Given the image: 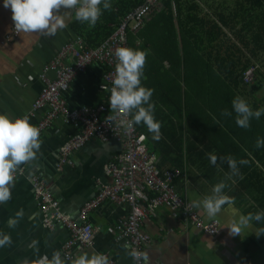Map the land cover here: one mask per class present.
Masks as SVG:
<instances>
[{"label": "crops", "instance_id": "obj_1", "mask_svg": "<svg viewBox=\"0 0 264 264\" xmlns=\"http://www.w3.org/2000/svg\"><path fill=\"white\" fill-rule=\"evenodd\" d=\"M112 1L118 2L111 0V3ZM230 1L233 2L219 0L218 5L225 6ZM11 17V10L5 8L3 0H0V114H7L12 119L27 116L29 122L36 126L46 115L45 110L32 113L33 105L44 88V68L63 45L77 41L84 44V38L81 37V31L74 30L77 21L74 14H70L66 17L67 26L58 30L55 35L18 34L6 40L13 31ZM105 17L106 14H102L96 25H101ZM87 28L91 27L86 23L81 25V30ZM130 40L136 49L145 50L142 49L145 40L134 37ZM150 54L149 52L144 76L152 73L153 83L147 85V88L154 89L151 101L155 107H162L165 112L162 114L156 111L157 117L155 114L154 116L160 124L163 118L170 117L166 119V130L171 129L174 132L170 112L175 110L176 106L169 103H177V100L176 95L167 96L168 87L174 84L172 79L166 77L168 74L171 76V73L174 77L175 74L167 62L164 64L168 73L161 71L155 57ZM104 70L103 66L91 65L85 73L74 79L64 96L71 109L94 108L106 101L107 94L101 89ZM47 76L53 78L55 74L49 72ZM147 80L148 78L144 79L146 84ZM186 90L187 86L184 84L180 91L183 94H178L181 100L185 97ZM163 103L168 105L170 110ZM186 108L185 104L178 105V109L187 113ZM174 122L177 132L174 137L178 142L171 141L170 135L173 133L169 132L167 145L172 144L176 149L172 152L157 150L155 154L161 169L176 168L182 172V176L176 181V189L189 203L193 199L209 195L212 187L225 178L229 168L226 160L222 162L220 157L231 155L237 161L249 158L257 165L258 158L264 157V152L256 147L257 141L253 135L256 132H253L251 120L247 129L248 135L238 139L243 144L236 143L237 147L225 146L226 140L218 141V130H221L222 126L211 130L213 134L209 133L210 136L206 137L196 133L197 131L187 132L185 115L180 121L175 119ZM166 130L164 131L163 126L160 128V132L166 133ZM79 132V127L65 125L61 120H56L40 137L42 145L36 158L21 165L22 173L16 175L14 186L11 188V199L0 204V233L11 237V244L0 246V264H24L25 261L33 264L39 257L47 255L51 258L56 250L61 252L62 258H66L63 246L70 238L71 232L60 224H56L53 230L44 227L43 213L31 182L33 178L44 181L53 198L59 202L62 213L74 220L78 219L82 207L98 196L102 186L111 183L112 179L105 173V167L122 151V145L114 140L105 143L90 140L72 154V164H60L62 146ZM213 136L216 139L212 138ZM219 142L224 146H220ZM182 147L186 148L183 152ZM209 153L217 156L216 165L210 163ZM184 160L189 162L184 164ZM239 167L241 173L243 170L252 172L254 169L249 162ZM243 178L234 177L227 181L229 187L225 189V193L233 197L235 202L225 205L215 219H209L202 209H195L205 222H219V233L215 237L184 222L180 213H174L165 207L159 208L157 216L150 217L142 226L153 239L147 248L148 264H264V235H255L259 228L264 227V220H253L251 227L245 229L241 236H230L225 227L240 215L264 211V194L258 191L261 186L264 187V182L261 186L256 182L259 179L257 174H253L248 181ZM129 211L127 207L107 202L90 213L89 221L95 229L93 243L86 247H75L73 256L77 254L78 249L89 254L102 252L112 258L115 264H132V257L128 255L129 249L118 239L120 222L125 220ZM18 212L22 215L17 216ZM10 221H16L14 227H9Z\"/></svg>", "mask_w": 264, "mask_h": 264}, {"label": "trees", "instance_id": "obj_2", "mask_svg": "<svg viewBox=\"0 0 264 264\" xmlns=\"http://www.w3.org/2000/svg\"><path fill=\"white\" fill-rule=\"evenodd\" d=\"M218 1L164 0L162 9L152 15L146 29L138 36L131 35L129 38V45L133 37L145 40L142 49L148 50L151 57L154 55L160 70L168 73L164 64L167 62L175 74L174 77L172 73L171 76L168 74L166 78H174L182 88L186 84L187 90L191 91L189 96L184 94L185 97L183 95L181 100L178 96L181 90L176 88L177 93L172 85L168 87L167 96L176 95L177 100V103L167 101L171 106H176L170 112L174 132L166 130V119L170 117L161 120L166 133L161 132V139L158 141L152 138L153 134L143 124L135 126L139 133L147 135L148 145L153 153L157 150L172 152L176 149L172 144L167 145V133H173L170 135L171 141L178 142L174 137L177 135L174 120L182 119L184 111L178 109V105L182 104L180 101L184 103L186 100L184 104L187 106L188 97L195 104L192 103V108H186L187 113L184 112L187 132L204 130L206 133L203 135L208 137L209 131L222 126L218 130L220 133L217 139L226 140L225 146L237 147L236 143L243 144L238 139L248 135V128H241L235 122L236 113L232 108V100L240 96L253 110L264 107V0H233L225 6H219ZM112 2V11H103L106 17L101 25L81 30L83 23H75L74 30L81 31V37L85 39H82L84 49H94L103 44L115 33L125 17L137 7L145 5L147 0ZM131 48L136 49L134 43ZM252 66L257 67L256 73L254 82L248 85L241 78ZM151 76L152 73L142 78L143 86L153 83ZM146 78L147 84L144 81ZM165 107L170 110L168 105L165 104ZM225 110L232 115H221ZM156 111L165 114L162 107H155L154 114ZM251 126L253 132H256L253 134L256 141L264 139V115L259 119L252 118ZM220 146L224 144L220 143ZM259 149L264 152V146ZM245 160L254 169L252 172L243 170L242 175L248 176L243 180L248 181L253 174H257L259 179L256 182L261 186L264 182V157L258 158L259 165L252 159ZM263 188L261 186L258 189L262 194Z\"/></svg>", "mask_w": 264, "mask_h": 264}, {"label": "built area", "instance_id": "obj_3", "mask_svg": "<svg viewBox=\"0 0 264 264\" xmlns=\"http://www.w3.org/2000/svg\"><path fill=\"white\" fill-rule=\"evenodd\" d=\"M163 2L164 0H147L145 5L137 7L99 47L84 49L81 41L63 45L44 68L42 74L44 88L32 111V113L46 111L44 119L36 126L40 129V137L56 120L80 128L79 134L62 146L60 164H72L70 160L72 154L83 148L90 140L104 143L114 140L122 145L121 154L105 167V173L112 179L111 183L102 186L97 199L82 207L76 220L62 213L59 202L53 198L43 180L35 178L31 180L43 213L44 227L53 230L56 224H60L71 232L70 238L63 246L66 258L74 257L75 247L92 245L95 229L89 221V215L95 208L107 202L130 210L125 220L120 222L118 236L129 251L134 248L141 253H147L153 239L142 226L147 215L156 213L161 207L180 213L184 222L192 224L211 237L219 233L218 221L205 222L194 208H190V203L180 196L176 189V181L182 176V172L176 168L159 167L158 157L150 150L146 134L139 133L136 127L131 132H125L123 128L117 127L116 123H110L106 119L110 111L105 107H82L71 110L64 102V96L71 83L91 65H101L105 69L101 89L103 90L102 85L104 89L112 87L116 63L115 49L121 46L129 47L130 36H138L146 29L152 15L162 9ZM17 35L13 26L12 34L6 37V40ZM256 68L252 66L243 73L241 79L245 84L254 82ZM49 72H53L55 76L53 78L47 76ZM103 91L109 98L110 91ZM21 173L19 170L16 175ZM138 212L142 213L141 217L137 216ZM109 260L110 264H115L112 258ZM132 264L144 262L142 259L137 261L132 258Z\"/></svg>", "mask_w": 264, "mask_h": 264}, {"label": "clouds", "instance_id": "obj_4", "mask_svg": "<svg viewBox=\"0 0 264 264\" xmlns=\"http://www.w3.org/2000/svg\"><path fill=\"white\" fill-rule=\"evenodd\" d=\"M3 6L12 12V21L17 34L43 33L55 35L64 29L66 17L74 14V19L95 27L103 11L112 8L111 0H3ZM148 50L134 49L127 46L117 47L114 51L116 59L112 87L103 90L110 91V114L106 119L116 123L125 132H131L136 125L143 124L153 134L154 140L161 139V124L155 119V105L151 101L154 89L142 84L144 68L147 63ZM232 108L236 113L235 122L241 128H248L252 118L259 119L264 115V107L253 110L247 101L236 96L232 100ZM230 116L227 110L221 113ZM42 145L40 129L29 122L27 116L10 118L7 114H0V204L11 199V188L14 186L16 173L21 165L33 161ZM264 146V139H257L256 147ZM212 165L217 164V156L209 153ZM226 160L229 172L225 178L217 182L209 195L190 201V208L202 209L209 219H215L225 205L233 204L234 198L225 193L229 187L227 181L234 177L243 178L239 165H245L247 160L237 161L231 155L220 157ZM22 215L21 212L17 216ZM264 220V211L248 213L232 219L225 227L230 236H241L245 229L251 227V222ZM16 221H10L9 227H14ZM257 237L264 235V227L257 230ZM11 244L8 234L0 233V246ZM36 242H33L35 246ZM128 255L134 260H143L148 264L147 253L131 249ZM24 264H29L25 261ZM33 264H110L109 257L102 252H85L77 250L72 258H62L61 252L56 250L51 258L47 255L39 257Z\"/></svg>", "mask_w": 264, "mask_h": 264}, {"label": "rangeland", "instance_id": "obj_5", "mask_svg": "<svg viewBox=\"0 0 264 264\" xmlns=\"http://www.w3.org/2000/svg\"><path fill=\"white\" fill-rule=\"evenodd\" d=\"M229 3H231V1H230ZM132 43H133V42L131 41V44H132ZM155 54H156V53H155ZM152 56H154V55H152ZM173 84H174V85H177V83H176V81H175L174 78H173ZM173 87H174V88H177V89H180V90L182 89V85H181V86L177 85V86H173ZM165 94H166V93H165ZM180 94H183V93H179V95H180ZM190 94H191V91H190V90H187V94H186V95L189 96ZM188 98H189V99H188L187 108L190 109V108H192V107H191V104H192V103L195 104V102H192V101L190 100V97H188ZM166 102H167V101H165V103H166ZM182 104H184L183 101H182ZM185 104H186V100H185ZM163 105H165V104L163 103ZM185 106H186V105H185ZM182 112H183V110H182ZM183 115H185L184 112H183ZM193 133H194V132H193ZM196 133H199V134H202V135H203L204 133H206V131H204V130H203V131H197ZM209 133H212V134H213L212 131H209ZM216 145H218V144H216ZM184 146H186V143H185V142H184ZM184 149L186 150L185 147H182V152H183ZM187 162H189V160H188V161H187V160H184V164H186Z\"/></svg>", "mask_w": 264, "mask_h": 264}, {"label": "bare ground", "instance_id": "obj_6", "mask_svg": "<svg viewBox=\"0 0 264 264\" xmlns=\"http://www.w3.org/2000/svg\"><path fill=\"white\" fill-rule=\"evenodd\" d=\"M64 102H65L66 106H67L68 108H70L69 105H68V103H67V101H66L65 99H64ZM108 102H109V98L107 97V98H106V101H104V103H102L101 105H99V107H105L106 109H108V111H110V105L108 104ZM33 106H34V105H33ZM33 109H34V108H33ZM70 109H71V108H70ZM71 110H76V109H71ZM53 124H54V123H52V124L49 126V128H51V127L53 126ZM64 124H65V123H64ZM65 125H71V124H65ZM36 126H37V125H36ZM49 128H48V129H49ZM98 196H99V193H98ZM98 196H97V197H98ZM97 197H96L95 199H97ZM95 199H94V200H95ZM101 206H102V205H101ZM101 206L95 208L94 210L100 208ZM137 216H138V217H141V216H142V213H141V212H138V213H137ZM155 216H157V212H156V213H149V214L147 215L145 221H144V224H145V222H146L150 217H155Z\"/></svg>", "mask_w": 264, "mask_h": 264}]
</instances>
